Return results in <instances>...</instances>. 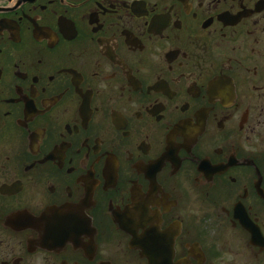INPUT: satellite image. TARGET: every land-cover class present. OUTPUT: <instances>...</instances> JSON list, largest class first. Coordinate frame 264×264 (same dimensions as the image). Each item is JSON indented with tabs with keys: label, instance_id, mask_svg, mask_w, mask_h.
Here are the masks:
<instances>
[{
	"label": "flooded vegetation",
	"instance_id": "af4514ba",
	"mask_svg": "<svg viewBox=\"0 0 264 264\" xmlns=\"http://www.w3.org/2000/svg\"><path fill=\"white\" fill-rule=\"evenodd\" d=\"M0 264H264V0H0Z\"/></svg>",
	"mask_w": 264,
	"mask_h": 264
}]
</instances>
